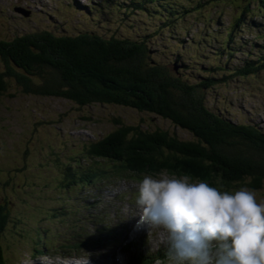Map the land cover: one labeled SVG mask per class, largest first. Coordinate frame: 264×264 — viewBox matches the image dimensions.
I'll return each mask as SVG.
<instances>
[{"label":"rangeland","instance_id":"1","mask_svg":"<svg viewBox=\"0 0 264 264\" xmlns=\"http://www.w3.org/2000/svg\"><path fill=\"white\" fill-rule=\"evenodd\" d=\"M140 1L143 7L133 0H0V39L47 30L145 40L154 60L189 83L229 73L264 54V7L258 0ZM2 59L0 71H5ZM5 82L0 95V203L9 213L1 237L8 264H135L139 251L164 248L162 229L134 232L137 182L145 175L87 155L86 148L115 127L114 118L142 129L168 130L180 139H190L189 132L155 113L117 104L77 106L63 98L25 93L12 75ZM204 92L209 109L264 131V68L231 75ZM66 163L75 169L98 167L109 177L67 185ZM162 174L171 176L166 171L149 176ZM256 191L258 198L264 197V184ZM73 242H82L81 248H61ZM163 263L168 264L166 258L153 264Z\"/></svg>","mask_w":264,"mask_h":264},{"label":"trees","instance_id":"2","mask_svg":"<svg viewBox=\"0 0 264 264\" xmlns=\"http://www.w3.org/2000/svg\"><path fill=\"white\" fill-rule=\"evenodd\" d=\"M258 2L264 7V0ZM133 3L143 7L140 0ZM0 57L6 65V70L0 71V95L6 91L5 77L12 75L25 93L59 97L77 106L117 104L155 113L191 136L180 139L168 130L151 131L114 118L115 127L90 143L87 155L118 162L136 176L166 171L171 176L188 175L193 181L226 190H257L264 184V131L258 124L237 123L218 114L206 106L204 99L206 87L226 82L231 75L246 76L262 70L264 54L229 73L225 70L220 76L204 77L198 83L183 80L154 60L145 40L105 38L91 32L55 35L44 30L0 39ZM33 75L41 82L33 83L29 77ZM67 164V185H84L104 175L109 177L98 167L75 169ZM8 219L9 213L0 203V264H8L1 242ZM106 241L107 238L100 243ZM81 246L82 242L61 244V248L74 250ZM42 252L37 249V253ZM139 252L140 256L134 257L135 264L153 262L149 253Z\"/></svg>","mask_w":264,"mask_h":264},{"label":"clouds","instance_id":"3","mask_svg":"<svg viewBox=\"0 0 264 264\" xmlns=\"http://www.w3.org/2000/svg\"><path fill=\"white\" fill-rule=\"evenodd\" d=\"M136 230L162 229L168 264H264V197L188 175L137 182Z\"/></svg>","mask_w":264,"mask_h":264},{"label":"water","instance_id":"4","mask_svg":"<svg viewBox=\"0 0 264 264\" xmlns=\"http://www.w3.org/2000/svg\"><path fill=\"white\" fill-rule=\"evenodd\" d=\"M14 9H15V11L21 12L22 14H24L26 16H28L30 14V10L23 9L22 7H15ZM174 67H176V65Z\"/></svg>","mask_w":264,"mask_h":264},{"label":"bare ground","instance_id":"5","mask_svg":"<svg viewBox=\"0 0 264 264\" xmlns=\"http://www.w3.org/2000/svg\"><path fill=\"white\" fill-rule=\"evenodd\" d=\"M116 260V259H115Z\"/></svg>","mask_w":264,"mask_h":264}]
</instances>
